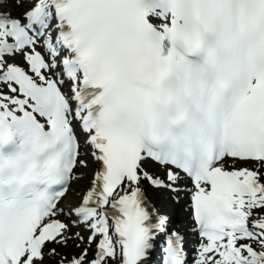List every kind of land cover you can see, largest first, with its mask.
<instances>
[{
	"label": "snow or ice",
	"instance_id": "1",
	"mask_svg": "<svg viewBox=\"0 0 264 264\" xmlns=\"http://www.w3.org/2000/svg\"><path fill=\"white\" fill-rule=\"evenodd\" d=\"M0 264H264V0H0Z\"/></svg>",
	"mask_w": 264,
	"mask_h": 264
}]
</instances>
